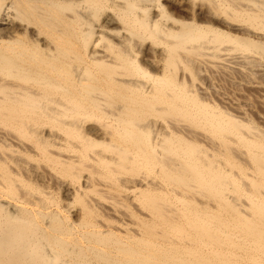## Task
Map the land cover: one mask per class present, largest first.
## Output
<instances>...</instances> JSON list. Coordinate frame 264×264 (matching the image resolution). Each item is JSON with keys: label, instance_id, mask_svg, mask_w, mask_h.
<instances>
[{"label": "bare ground", "instance_id": "1", "mask_svg": "<svg viewBox=\"0 0 264 264\" xmlns=\"http://www.w3.org/2000/svg\"><path fill=\"white\" fill-rule=\"evenodd\" d=\"M255 71L264 0H0V264H264Z\"/></svg>", "mask_w": 264, "mask_h": 264}, {"label": "rangeland", "instance_id": "2", "mask_svg": "<svg viewBox=\"0 0 264 264\" xmlns=\"http://www.w3.org/2000/svg\"><path fill=\"white\" fill-rule=\"evenodd\" d=\"M258 72V73H257ZM201 73L202 74H205V71L203 72V69L201 70ZM260 73V74H259ZM207 74V73H206ZM255 74H259L258 76L257 75H255ZM255 76L253 75V73H252V75H250L249 77H252V78H254V79H252V78H248L247 76H245V78H248V79H245V78H243L242 79V77L243 76H240V75H230L229 76V78L230 77H232V78H230L229 80H228V77H223V76H219L218 75V77L216 76L215 78H210V77H208V79L210 78V80H208L209 82H207V83H210V81H211V83H210V87H213L214 88V90H212L213 88H209V91H208V96L211 98V99H213V101H215V99H217V100H219V99H221V98H218V96H216V94L217 95H219V97H221V96H223V98H226V100L228 101V102H230V103H228L226 106L227 107H229V109L231 108V109H233V108H239V110H240V112L242 113V115L244 116H247V117H249V118H251V119H249V120H252V122L259 128V129H261L262 131H264V92L263 91H260L259 93H257V91L256 90H254V89H250V87H247V86H249L248 84V82L250 81V79L251 80H255L256 82H258V83H261V85H262V87H264V76H263V74L260 72V71H255ZM203 75H200V77H199V79H202L203 77H202ZM233 76H234V78H233ZM239 76L241 77V78H239ZM262 76V77H261ZM236 77H237V79H236ZM226 79L227 81H232V86H230L231 85V81H230V84L226 81V80H222V79ZM263 78V79H262ZM220 79V80H219ZM257 79V80H256ZM241 80V81H240ZM214 81H215V83H214ZM218 81H219V83H218ZM236 81V82H235ZM244 83H243V82ZM213 82V83H212ZM217 82V83H216ZM227 82V83H226ZM234 82V83H233ZM239 82V83H238ZM241 82V83H240ZM244 85H243V84ZM218 86H216V85ZM226 84V85H225ZM234 84V85H233ZM238 85V87L237 86H235V85ZM241 84V85H240ZM247 84V85H246ZM229 85V86H228ZM220 86H222V87H220ZM228 86V87H227ZM246 88H245V87ZM237 87V88H236ZM240 87H241V89H240ZM243 88V89H242ZM249 88V89H248ZM228 89V90H227ZM238 89H240V91L238 90ZM245 89V90H244ZM248 89V90H247ZM220 90V91H219ZM233 90L235 91V96L236 97H234V92H233ZM238 92H237V91ZM244 91V93H242L243 91ZM255 92H254V91ZM218 91V92H217ZM227 91H229V92H227ZM217 92V93H216ZM232 92H233V94H232ZM237 92V93H236ZM239 92H241V93H239ZM211 93V94H210ZM225 93V94H224ZM229 93V94H228ZM239 93V95H237ZM256 93V94H255ZM262 93V94H261ZM227 94V95H226ZM233 96L232 98H231V95ZM252 94H253V96H252ZM214 95L216 96V98L214 97ZM251 95V96H250ZM238 96V97H237ZM243 96H244V98H243ZM247 96V98L245 99V97ZM213 97V98H212ZM242 97V99L240 100V99H238V98H241ZM253 97V98H252ZM215 98V99H214ZM234 98H236L234 101H233V99ZM262 98V99H261ZM245 99V100H244ZM230 100V101H229ZM240 100V101H239ZM233 101V102H232ZM235 102V104H233V105H230L231 103H234ZM241 104V105H240ZM263 104V105H262ZM230 105V106H229ZM235 105H237V106H235ZM252 105V106H251ZM258 106V107H257ZM237 108V109H238ZM228 109V111L229 112H232V110H229ZM249 111V112H248ZM233 113V112H232ZM255 113V114H254ZM244 116V117H245ZM247 117H245L246 119H247ZM258 124V125H257ZM261 125V126H260ZM261 127V128H260ZM127 178H130L128 175L126 176ZM56 185V186H55ZM54 186H55V188H54V186H52V189L50 188V192H52V194L57 198V199H62L63 197H62V195H63V193H62V190L59 188V186L57 185V184H55ZM127 185H133L131 182H127ZM58 188V189H57ZM58 195V196H57ZM67 201V200H66ZM69 201V200H68ZM72 210H71V212H69V215H71V216H74V214H75V208L72 206V208H71ZM72 211H73V213H72Z\"/></svg>", "mask_w": 264, "mask_h": 264}]
</instances>
